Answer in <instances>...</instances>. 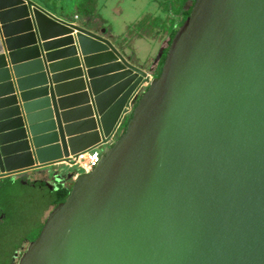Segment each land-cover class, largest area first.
I'll use <instances>...</instances> for the list:
<instances>
[{
  "label": "water",
  "instance_id": "1",
  "mask_svg": "<svg viewBox=\"0 0 264 264\" xmlns=\"http://www.w3.org/2000/svg\"><path fill=\"white\" fill-rule=\"evenodd\" d=\"M55 68L71 82H47ZM148 76L104 29L0 0V179L71 181L15 264H264V0H195ZM144 83L90 173L51 172L106 141Z\"/></svg>",
  "mask_w": 264,
  "mask_h": 264
},
{
  "label": "rangeland",
  "instance_id": "2",
  "mask_svg": "<svg viewBox=\"0 0 264 264\" xmlns=\"http://www.w3.org/2000/svg\"><path fill=\"white\" fill-rule=\"evenodd\" d=\"M34 1H38L50 10L65 12L64 17L67 19L78 15L83 21L82 23H86L85 26L97 31V33L103 28L105 35H107V30L120 32L123 20L136 19L138 23L141 22V25H133L136 26V30H134V37L136 38L128 40L126 37L111 38L118 47L126 48L125 50L131 53L130 56L136 58L137 56L132 53L134 50L129 49V41L141 39L140 46L137 47L140 53L143 54L148 49L150 51L152 44L146 42L144 37L155 40L160 37L159 34H164L165 30L169 29L171 23H176L177 20H173V17L175 18L174 12L182 0H171L172 2L170 0H158L157 4L151 2L147 6L144 5L145 0ZM158 4V12L155 11L154 15H149L152 10H156ZM188 6L189 2H186L184 8L186 9ZM115 8H118L119 13L112 12ZM152 26H155V31L150 33L148 28L151 29ZM157 67L154 65L150 74H156ZM63 166L65 165L58 168L60 175L68 176L71 175V172L78 171L76 167ZM51 183L71 185L69 180L66 182L51 181ZM35 184H25L24 181L9 178L0 179V264L12 263L11 261L14 260L17 251H20L22 246L25 247V242H31L30 240L38 232L40 233L47 215L54 208L51 206L54 191L45 185L41 188L36 187L40 183L36 186Z\"/></svg>",
  "mask_w": 264,
  "mask_h": 264
},
{
  "label": "crops",
  "instance_id": "3",
  "mask_svg": "<svg viewBox=\"0 0 264 264\" xmlns=\"http://www.w3.org/2000/svg\"><path fill=\"white\" fill-rule=\"evenodd\" d=\"M32 1H34V0H32ZM157 1L158 0H145L144 2V5H148L149 3H151V2H153V3H156L157 4ZM37 5H39L40 7H42L43 9H45L47 12H49L50 14H52L53 16H55V17H57V18H59V19H61V20H63V21H67V22H69V23H74V24H78V25H80V26H82L83 28H86V29H88V30H91V31H94L93 29H90L88 26H85L86 25V23H82L83 21H81V19H80V16H78L77 15V17L75 18H70V19H67V18H65L64 17V15H65V12H57V11H53V10H50V9H48V7H46V6H44V5H42L41 3H39L38 1H34ZM158 9H159V4L157 5V8H156V10L154 9V10H152L151 12H150V14L149 15H154L155 14V11H157L158 12ZM160 11H161V9H160ZM112 12L113 13H115V14H117V13H119V11H118V8H115V9H113L112 10ZM149 15H147V16H149ZM146 16V17H147ZM175 18L173 17V20H174ZM173 20H172V22H173ZM133 25H141V22L140 23H138L137 22V20L136 19H132V20H130V21H126V20H123L122 22H121V31L120 32H118V31H110V30H107V35H105L106 36V38H108L111 42H112V44L117 48V49H119V51H120V53L123 55V57L128 61V62H130L131 64H133V65H135V66H137V67H139V68H142V69H145L147 72H148V74H150V72H152V71H150V70H152L153 69V67H154V65L156 66L157 64H158V62H159V56L161 55V50H164V48H166V46H167V42H168V38H169V32H170V29L172 28V23H171V25L169 26V29H167V30H165V32H164V34H159L160 35V37H158L157 39H155V40H152V39H150V38H146L145 39V37H144V40L146 41V42H149V43H151L152 44V47H151V50L150 51H146V52H144L143 54L142 53H140V51L138 50V46H140V43H141V39H138L137 41H129V49L130 50H134L132 53H133V55L135 56H137L136 58H132L130 55H131V53L130 52H128V51H126L125 49L126 48H122V47H118L113 41H112V39H113V37L114 38H121V37H126L127 38V40L128 39H131V38H136V37H134V30H136L135 28H136V26H133ZM129 26H131V28H129ZM154 27L155 26H152L151 27V29L150 28H148V32H154L155 31V29H154ZM103 29V28H102ZM102 29H100V30H102ZM94 32H96L97 33V31H94ZM25 34V30L23 29V30H17V31H15L14 32V37L16 38V37H21V36H23ZM72 35H74V33H72ZM150 35V34H149ZM57 38H62V37H57ZM112 38V39H111ZM54 39H56V38H54ZM54 39H52V40H54ZM48 41H50V40H48ZM47 40H46V42H48ZM29 43L27 42V40H22V41H19L18 42V45L15 47L16 49H18V50H26V49H28L29 48ZM22 48V49H21ZM5 54H7L6 53V51H5ZM55 58H58V57H55ZM55 58H52V59H55ZM33 58L31 57V56H28V54H24L23 53V55L21 54V56L19 57V62H20V65L21 64H30L33 60H32ZM52 59H50V60H52ZM60 62H62V60L61 61H53L52 63H48L46 66H55L56 64H58V63H60ZM7 64H8V66H11V64L9 63V62H7ZM158 66V65H157ZM152 67V68H151ZM43 68H45V63L43 62ZM158 68V67H157ZM56 70H58V72L57 73H52L53 71L55 72ZM60 70V71H59ZM63 70V68H55V69H53V70H49V72H48V74H47V76H46V80H47V82H49L50 84H55V83H59V82H61V83H59V84H65L66 82L68 83V82H71V81H69V80H71L72 78H69V77H66V74H67V72L68 71H66V70H64V71H62ZM25 74H26V76H28V77H32V76H35L36 74H38V71H37V69H35L33 66H30V65H28L26 68H25ZM155 75V74H154ZM30 91H33V90H30ZM64 95L63 96H58V94L54 91V97L58 100V99H63V98H67V97H70V96H73L74 94H76V93H72L71 91H67V92H65V93H63ZM70 94V95H69ZM34 99V98H33ZM58 107V109L59 110H65V109H68V108H71V105H67V106H62V107H60V105L59 106H57ZM60 165V166H59ZM62 166V164H58V165H56V166H54V167H51L50 169H51V171H56V170H58V168L59 167H61ZM63 167H65V166H63ZM70 169V168H69ZM73 173H75V172H71V175L73 174ZM19 177H21V179H17V178H19ZM23 177V178H22ZM6 178H9V179H12V180H20V181H24V183L25 184H32V185H34V183H40V181H37V177L34 175V172H27V173H23L22 175H20V176H14L13 178H10V177H6ZM71 182V181H70ZM36 186V185H35Z\"/></svg>",
  "mask_w": 264,
  "mask_h": 264
},
{
  "label": "built area",
  "instance_id": "4",
  "mask_svg": "<svg viewBox=\"0 0 264 264\" xmlns=\"http://www.w3.org/2000/svg\"><path fill=\"white\" fill-rule=\"evenodd\" d=\"M76 18V17H75ZM148 80L151 81L155 78L154 74H149ZM148 86V83L141 84L130 96L126 105L124 106L120 117L113 128L112 132L109 134L106 141H101L98 145L74 155H69L66 159H64L60 164L68 166V167H76L78 169L77 172L72 174V180H74L77 176L82 173H90L93 167L95 160L99 159L103 154L104 147H111L119 136L123 133L125 129L126 122L130 118L133 109L140 98V96L144 93Z\"/></svg>",
  "mask_w": 264,
  "mask_h": 264
},
{
  "label": "trees",
  "instance_id": "5",
  "mask_svg": "<svg viewBox=\"0 0 264 264\" xmlns=\"http://www.w3.org/2000/svg\"><path fill=\"white\" fill-rule=\"evenodd\" d=\"M194 1L195 0H182L180 2V4H179V7L175 10V12H174L175 19H174V21L177 20V22L176 23L174 22L173 25H172V28L170 29L167 46H166V48H164L162 56H161V58H160V60H159V62L157 64L158 68L156 70L155 77L159 76L160 70H161V67H162V64H163V61H164V58H165V54L167 52L168 45L170 44L175 32L177 31L178 26L182 25L184 20L188 17V15H189V13L191 11V8L193 6ZM186 2H189V6L185 9L184 6H185ZM169 12H170V10H169ZM36 184H39V183H36ZM42 186H44V183L40 182L39 186H36V187H40L41 188ZM69 190H70V187L68 185H65V184L57 185L53 189L54 197L52 198V205L51 206L55 207L59 203L63 202L66 199L67 195L69 194ZM38 235H39V232L30 241H33Z\"/></svg>",
  "mask_w": 264,
  "mask_h": 264
},
{
  "label": "flooded vegetation",
  "instance_id": "6",
  "mask_svg": "<svg viewBox=\"0 0 264 264\" xmlns=\"http://www.w3.org/2000/svg\"><path fill=\"white\" fill-rule=\"evenodd\" d=\"M19 181H20V180H19ZM54 185L57 186L58 184L54 183ZM65 185H66V184H65ZM28 243H29V242H25V244H24L25 247L22 246V247L20 248V251H17V253H16V257H15L14 261H12L11 264H15V263H16V261H17L19 255L25 250L26 245H27Z\"/></svg>",
  "mask_w": 264,
  "mask_h": 264
}]
</instances>
